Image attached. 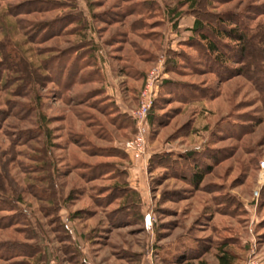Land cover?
<instances>
[{"label": "rangeland", "instance_id": "374dc122", "mask_svg": "<svg viewBox=\"0 0 264 264\" xmlns=\"http://www.w3.org/2000/svg\"><path fill=\"white\" fill-rule=\"evenodd\" d=\"M220 14L246 32L229 77L201 62L188 30L197 18L209 33ZM78 55L68 82L62 61ZM153 68L145 150L132 157L121 144ZM261 161L264 0H0V264H217L220 248L264 264Z\"/></svg>", "mask_w": 264, "mask_h": 264}, {"label": "trees", "instance_id": "16d2710c", "mask_svg": "<svg viewBox=\"0 0 264 264\" xmlns=\"http://www.w3.org/2000/svg\"><path fill=\"white\" fill-rule=\"evenodd\" d=\"M141 5L142 4L138 6L139 8L136 9L137 11L139 12H141L142 10L149 11V9L143 6L140 7ZM155 8L158 9L156 5H155ZM127 12L130 13V10ZM227 16L228 15L226 14L225 15L220 14L218 19L215 20V22L213 23L212 27L209 28V33L202 30L203 23L197 18L193 19L192 25L190 28H188V30L198 35L199 39L203 41L202 46H198L199 56H201L200 58L201 62H203L207 66L212 67L213 65V66L219 67L221 70H224V74H226V76L229 77L233 74L231 73V70H228V68L225 66V62L233 60L234 56H236L237 54L240 56L244 54V51H245L244 43H245V38H246V32H245V28L242 26V24L240 23V21H238L237 18L232 17V16L231 17L229 16L227 17ZM225 24H228V25L226 26ZM173 28H176V27H173ZM223 38L234 42V45H230L228 43L221 41ZM187 42L192 43L193 42L192 37H186L185 39L180 40L181 45H185ZM92 52L93 53H91V51L89 52V55H88L89 60L91 61L92 65H96V68L94 69H98L97 59H95L94 50H92ZM73 53H75V51H73ZM169 53L174 58L180 57V54H181L178 49L172 50ZM81 58L82 57L78 55L77 57H74L71 62H68L67 60H65L64 62L62 61V65H61L62 70L60 71L61 76H64V79L68 80V82H70L74 78L75 76L74 74L76 73L77 70H80L82 66L86 65L85 62L81 61ZM173 62L174 61H172L169 57L168 60L166 61V64L174 67ZM65 67H67L68 70L67 68L65 69ZM233 71H234V74L240 72L238 68L233 69ZM221 78H224V77L222 76ZM162 83H170V80L162 79V81H160V85ZM109 100L111 101V99ZM111 102L114 103L113 100ZM116 108L119 110L117 106ZM148 118L150 119L149 111L147 114V122H148ZM175 161H176V158L173 159V162ZM192 170H193L192 171L193 173H191L190 180L192 181L193 184H195L200 181V177L199 175L198 176L196 175L195 168ZM193 258L198 259L199 255H196ZM232 260L233 259L230 258L229 253L225 249L220 248V253L216 255L217 264H232ZM174 264H180V263L178 261H175ZM198 264H208V263L202 259H198Z\"/></svg>", "mask_w": 264, "mask_h": 264}, {"label": "built area", "instance_id": "2783aa9c", "mask_svg": "<svg viewBox=\"0 0 264 264\" xmlns=\"http://www.w3.org/2000/svg\"><path fill=\"white\" fill-rule=\"evenodd\" d=\"M160 73L156 68L150 70L143 80V86L139 93L137 105L134 109L129 111V115L133 120L134 133L130 139L125 140L121 144L123 151L132 156L139 157L144 153L146 135L148 129L147 114L151 100L157 94V83L159 81L158 75ZM260 169H264V161L259 163ZM242 264H260L258 257H253L250 260L244 261Z\"/></svg>", "mask_w": 264, "mask_h": 264}, {"label": "crops", "instance_id": "0c3cea01", "mask_svg": "<svg viewBox=\"0 0 264 264\" xmlns=\"http://www.w3.org/2000/svg\"><path fill=\"white\" fill-rule=\"evenodd\" d=\"M192 24V23H191ZM191 27V25H189L188 26V28H190ZM136 28L137 27H134L133 29H134V31L136 30ZM187 28V27H186ZM133 31V32H134ZM127 35H129V33H127ZM132 36H134L135 38H137V39H144L145 38V36H143V35H140V34H137L136 32H134V33H132ZM125 44V43H124ZM95 56H96V59H97V67L98 68H102L103 69V72L106 74V75H108L107 74V71L105 72L104 71V69L106 68V67H108V65L107 64H105V61H104V59L103 58H105V56L103 55V54H100V52H98V51H95ZM135 57L137 58V59H139V58H143V56H141V57H138V56H136L135 55ZM141 61V60H140ZM124 62V61H123ZM102 65V66H101ZM109 70L110 69V67H108V68H106L105 70ZM136 71L135 72H137V75H140V71H141V69H140V67H137L136 66ZM118 75L119 76H121V77H123V78H125V79H135L134 77V75L132 76V75H129L128 73H126V72H118ZM109 77H110V75H108ZM106 81L108 82V83H112L111 81V79L110 78H108V77H106ZM111 96V98H112V100L114 101V99H113V94L112 95H110ZM114 103H115V105L119 108V106H118V104H117V102L116 101H114ZM128 111V109H126V112Z\"/></svg>", "mask_w": 264, "mask_h": 264}]
</instances>
